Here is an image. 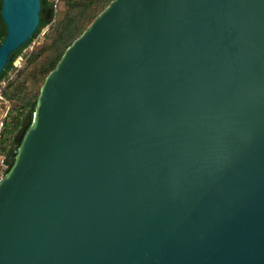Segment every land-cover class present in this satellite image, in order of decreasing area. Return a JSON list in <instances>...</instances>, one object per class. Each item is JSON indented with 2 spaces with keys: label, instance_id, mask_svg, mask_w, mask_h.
I'll return each instance as SVG.
<instances>
[{
  "label": "water",
  "instance_id": "1",
  "mask_svg": "<svg viewBox=\"0 0 264 264\" xmlns=\"http://www.w3.org/2000/svg\"><path fill=\"white\" fill-rule=\"evenodd\" d=\"M0 1L1 74L41 2ZM3 162L0 264H264V0H111Z\"/></svg>",
  "mask_w": 264,
  "mask_h": 264
},
{
  "label": "rangeland",
  "instance_id": "2",
  "mask_svg": "<svg viewBox=\"0 0 264 264\" xmlns=\"http://www.w3.org/2000/svg\"><path fill=\"white\" fill-rule=\"evenodd\" d=\"M51 1L53 15L50 22L21 51L0 80V177L7 168L3 162L4 155L20 128H14L11 123L29 113L44 78L41 66L53 57L56 42L70 25H75L74 30H81L110 0Z\"/></svg>",
  "mask_w": 264,
  "mask_h": 264
},
{
  "label": "trees",
  "instance_id": "3",
  "mask_svg": "<svg viewBox=\"0 0 264 264\" xmlns=\"http://www.w3.org/2000/svg\"><path fill=\"white\" fill-rule=\"evenodd\" d=\"M111 1V0H110ZM109 1V2H110ZM41 2V11H40V21H39V25L36 29V31L34 32V34L30 37V39L23 44L21 47H19L17 50H15L9 57L8 62L5 66V68L3 69V71L0 74V80L7 74V72L10 70V68L12 67L13 61L15 60V58L21 53V51L29 44V42L34 38V36L36 34H38L40 32V30L46 26L50 21H48L45 17L44 12H49V16L52 18L53 15V2L51 0H40ZM108 2V3H109ZM107 3V4H108ZM106 4V5H107ZM105 5V6H106ZM103 6V8L105 7ZM0 8H1V1H0ZM101 8L91 19V21L95 18V16L103 9ZM90 21V22H91ZM89 22V23H90ZM88 23V24H89ZM88 24L81 28V30H74L75 25H70L69 28H67L64 36L60 39V41H57V45L55 47L56 52L53 55V57L49 58V60L47 62H45L42 66H41V72H43L44 74V78L47 75V73L54 68L55 64L57 63V61L59 60L60 56L62 55L64 49L88 26ZM5 24L2 21L1 15H0V42L1 40L4 38L5 36ZM63 44V48H61L60 50V45ZM43 78V80H44ZM43 82V81H42ZM40 89V88H39ZM38 95V94H37ZM37 97V96H36ZM35 102H36V98L32 101L31 103V109L29 111L30 114H32L34 106H35ZM22 119H16L14 120L11 125L14 126V128H18L21 126L22 123ZM5 123H3L4 125ZM7 126V124H6ZM10 132V131H8ZM8 168H6L5 172L7 171ZM4 172V173H5Z\"/></svg>",
  "mask_w": 264,
  "mask_h": 264
},
{
  "label": "flooded vegetation",
  "instance_id": "4",
  "mask_svg": "<svg viewBox=\"0 0 264 264\" xmlns=\"http://www.w3.org/2000/svg\"><path fill=\"white\" fill-rule=\"evenodd\" d=\"M46 19L49 18V12H44Z\"/></svg>",
  "mask_w": 264,
  "mask_h": 264
}]
</instances>
